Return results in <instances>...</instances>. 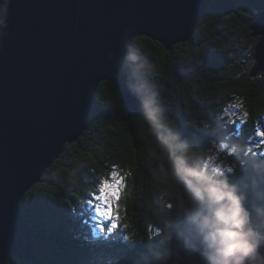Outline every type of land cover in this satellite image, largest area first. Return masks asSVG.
<instances>
[{"label": "trees", "instance_id": "1", "mask_svg": "<svg viewBox=\"0 0 264 264\" xmlns=\"http://www.w3.org/2000/svg\"><path fill=\"white\" fill-rule=\"evenodd\" d=\"M246 11L252 17L245 16ZM261 14L264 0H210L191 39L169 51L136 37L119 77L145 98L155 93L160 111L195 151L196 162L236 185L252 225L264 232V154L259 148L250 149L258 138L254 129L264 119V74L249 77L248 72L245 78L235 79L239 66L235 62L240 59L251 66L253 51L236 53L233 42L241 24L251 36L249 28ZM137 64H151L149 75L132 71ZM239 98L247 118L241 125L224 115ZM210 143H224L236 151L227 159L228 169L208 162L205 147ZM159 144L143 116L127 118L118 91L102 82L83 135L64 147L19 204L23 220L33 230L34 261L7 259L5 263L152 264L165 236L171 233L175 238L178 232L186 250L198 248L195 227L180 208L184 186L168 171L172 157L162 154ZM113 166L124 178L115 204L119 227L110 225V234H101L86 215L85 203L97 181L111 177Z\"/></svg>", "mask_w": 264, "mask_h": 264}, {"label": "water", "instance_id": "2", "mask_svg": "<svg viewBox=\"0 0 264 264\" xmlns=\"http://www.w3.org/2000/svg\"><path fill=\"white\" fill-rule=\"evenodd\" d=\"M210 0H0V264L34 261L19 204L86 130L98 86L142 116L119 70L136 37L166 51L191 39ZM249 77L264 72V14ZM264 127V121L259 122ZM237 160H239L237 156Z\"/></svg>", "mask_w": 264, "mask_h": 264}, {"label": "clouds", "instance_id": "3", "mask_svg": "<svg viewBox=\"0 0 264 264\" xmlns=\"http://www.w3.org/2000/svg\"><path fill=\"white\" fill-rule=\"evenodd\" d=\"M151 68V64H137L132 71L147 76ZM137 99L161 153L171 154L168 171L185 190L180 208L199 238L198 248L186 250L181 233L175 238L168 233L153 253L152 264H264V232L252 225L236 185L197 166L195 151L172 130L174 125L160 111L154 92L147 98L138 94Z\"/></svg>", "mask_w": 264, "mask_h": 264}, {"label": "snow or ice", "instance_id": "4", "mask_svg": "<svg viewBox=\"0 0 264 264\" xmlns=\"http://www.w3.org/2000/svg\"><path fill=\"white\" fill-rule=\"evenodd\" d=\"M234 107L241 108V105L238 103ZM229 119L231 120V116H229ZM246 119V117L243 119V123L246 122ZM236 133L239 134V129H237ZM254 135L260 138L261 144H264V127L254 129ZM97 183L98 187L89 193V199L85 203L84 210L88 218L96 222L97 229L101 234H110L107 231L110 225L113 229L119 227L115 204L121 196L124 178L118 175L115 166H113L111 180L103 178L99 179Z\"/></svg>", "mask_w": 264, "mask_h": 264}, {"label": "rangeland", "instance_id": "5", "mask_svg": "<svg viewBox=\"0 0 264 264\" xmlns=\"http://www.w3.org/2000/svg\"><path fill=\"white\" fill-rule=\"evenodd\" d=\"M244 15L245 16L248 15V18L252 17V12L246 11V12H244ZM256 21H257V18H256L255 22ZM201 26L203 27V24ZM239 30L241 31V33L242 32L243 33L238 34L239 36L235 37V39L233 41L234 44H236L237 49H238V52H236V53L246 54L245 52H247V53H248V51L252 52L254 50L253 47L255 46L256 42L258 41V37L247 36L246 32L244 33V26L242 24L239 26ZM249 32L251 33L250 28H249ZM252 59H253V57H252ZM235 63L239 65L237 67V73H235V75H234L235 79L245 78L246 73H248L255 66L254 60L252 62V65L249 67L246 66L243 61H240V59L238 61H236ZM260 74H264V72H260L256 76H258ZM238 103L241 105V108L234 107V105L238 104ZM242 104H243V99L239 98V99H235L233 102H231L228 105L229 107L225 110V113H224L226 118H228L227 119L228 121H231V122L238 121L240 125L243 123V119L246 117V115L242 109ZM229 116H231V120L229 119ZM262 120L264 121V119H261V121ZM253 145L250 146V149L259 148L260 152L264 154V144L260 143L259 137L257 138V141ZM205 151L207 153L208 162L210 164H212V165L214 164V165H216V167L224 168V169H228V167H229V165L227 163V159L230 156H232L234 154V152H236L233 148L229 147V145L224 144V143H222L220 145L210 143L209 145H207L205 147ZM235 155L237 156L236 153H235ZM197 166L201 168V166L198 163H197ZM109 179L111 180V177Z\"/></svg>", "mask_w": 264, "mask_h": 264}]
</instances>
